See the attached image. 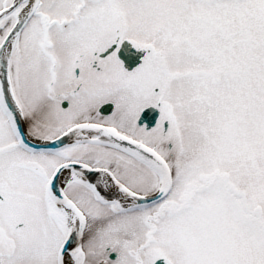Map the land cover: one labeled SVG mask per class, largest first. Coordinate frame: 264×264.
<instances>
[{"label": "snow or ice", "instance_id": "snow-or-ice-1", "mask_svg": "<svg viewBox=\"0 0 264 264\" xmlns=\"http://www.w3.org/2000/svg\"><path fill=\"white\" fill-rule=\"evenodd\" d=\"M0 264H264V0H0Z\"/></svg>", "mask_w": 264, "mask_h": 264}]
</instances>
